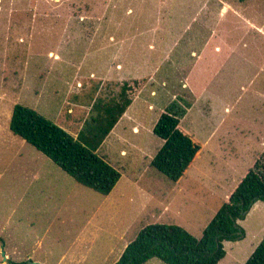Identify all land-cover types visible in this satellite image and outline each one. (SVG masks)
I'll list each match as a JSON object with an SVG mask.
<instances>
[{
  "label": "rangeland",
  "instance_id": "obj_1",
  "mask_svg": "<svg viewBox=\"0 0 264 264\" xmlns=\"http://www.w3.org/2000/svg\"><path fill=\"white\" fill-rule=\"evenodd\" d=\"M119 63L133 75L110 77ZM136 80L145 84L116 127L120 137L97 150L122 174L108 195L10 129L20 103L76 137L97 135L102 107ZM175 101L186 108L182 126L206 146L179 182L151 164L163 145L153 127ZM223 118L219 135L229 153H242V173L264 154V0H0V264H112L123 241L111 232L128 225L125 240L156 222L202 236L203 182L215 177L209 167L208 180L202 173ZM40 160L49 172L38 179ZM260 222L264 207L242 244L228 246L227 264H244Z\"/></svg>",
  "mask_w": 264,
  "mask_h": 264
},
{
  "label": "trees",
  "instance_id": "obj_2",
  "mask_svg": "<svg viewBox=\"0 0 264 264\" xmlns=\"http://www.w3.org/2000/svg\"><path fill=\"white\" fill-rule=\"evenodd\" d=\"M144 84L145 80L127 82L120 99L102 107L98 120L106 124H98L97 135L91 132L82 138L76 137L35 109L20 103L13 107L10 129L77 182L108 195L122 174L97 153V149ZM185 112L186 108L175 101L161 113L153 127V132L163 139V145L151 164L175 182L184 178L204 147L192 132L182 126L181 117ZM258 200L264 202V154L220 206L202 236L197 237L175 223H150L139 231L114 264H145L152 258L167 264H218L227 254L224 242L241 240L246 236L239 220L246 218ZM245 264H264V237Z\"/></svg>",
  "mask_w": 264,
  "mask_h": 264
},
{
  "label": "crops",
  "instance_id": "obj_3",
  "mask_svg": "<svg viewBox=\"0 0 264 264\" xmlns=\"http://www.w3.org/2000/svg\"><path fill=\"white\" fill-rule=\"evenodd\" d=\"M223 8H227V7L225 5H223L222 9ZM117 67L120 68V69H118V73H114V74L110 75V77H114V78L125 77L126 78V77H131L133 75L130 72H123V67H122V64L121 63H119L117 65ZM132 105L133 104H130L128 106V108L126 109V111L118 119V121L115 123V125L113 126V128L111 129V131L108 133V135L103 139V141L101 142L100 146L97 149L98 151H100V149L106 143H108L107 139H109L115 133L117 125L120 122H122L124 119L131 117L130 116V113L128 111H129V109H130V107ZM150 107H151V105H150ZM225 109L228 110V107H226ZM227 121H228V119L223 118L220 121L219 126H217L216 128L213 129L214 131L212 132L211 142H210V146H209L210 148H209V151H208V154H209L208 164H207V167L205 168L207 173L206 174L202 173L203 176L208 180L209 179V173H208L209 171L208 170L210 169L214 173V176L215 177H213V179H211L208 182L207 181H204L203 182V179L201 177V174L199 175L200 172L199 173L197 172L198 174H196L197 181H201V182H203V184L205 183L204 185L209 186V190L207 191V195L206 196H207V198L209 197L208 200H207V204H208V201H209L210 202V206L208 208V212L205 215L202 216L203 223H202V225L200 227L201 228V231L204 230V228L207 226V224L210 222V220L216 214L217 210L227 200V198L230 196V194L232 193V191L235 189V187L237 186V184L239 183V181L242 179V177L249 170V169H247L246 171H242V173L240 172V170H241V162H242L241 159L243 158L241 156L242 153H239L238 152L237 153L238 154V157H237V154L233 153V151L231 153H229L228 152L229 146L227 145L226 136L219 135L222 128H220L219 130H218V128L221 127V126H224ZM133 130L137 132L139 130V127L136 124H134L133 125ZM114 135L116 137L117 136L120 137V134H118L117 132ZM236 145H238L240 147V150H243L244 149L240 144H236ZM233 147H232V149H233ZM246 147L248 149L251 146L250 145H247ZM205 148H206V146L204 144V147H203V149H202L201 152H203V150ZM234 149H236V148H234ZM246 151H248V150H246ZM121 153L122 154H124V153L127 154V151L124 150V149H122ZM200 154L198 155V157L200 156ZM102 156H104V155H102ZM106 158H109V157L106 156ZM42 163H43V161L40 160L37 163V165H36V178H38V179L44 173L49 172L46 169L47 166L46 167L43 166ZM194 163H193V165H194ZM208 167H209V169H208ZM220 171L223 172V175L222 176L219 174ZM233 176H235V178H233ZM209 199H211V200H209ZM261 203H262V200H258L252 206V208L250 209V211L247 214L246 218L244 220H239L240 224L246 230V236L243 239L237 240V241H229V240L228 241H225L224 244H225V248L227 249V254H226V256L222 260L219 261L218 264H227V262L229 261V258H230V252L228 250V246L229 245L232 244V245H235L236 246V245L242 244V241H244L248 237V230H247V222H248V219L253 215V213L255 212V209L257 207L260 208V209L262 207H264V204H261ZM166 211H167V206H165L164 210L159 211V213L157 215L158 216H161L163 214V212H166ZM148 224H150V223H148ZM146 225L143 224V227L146 226ZM129 227L130 226L128 225L126 227V229L123 230V232L121 233V235L117 231L111 232V234L114 235L117 239L118 238H121V241H123L122 247H121V249L119 251V253H120L119 257L121 256V254L124 251L125 247L137 236V235H133L135 237H131V239H127V240L124 239L125 233L128 231ZM143 227H141V229ZM263 237H264V223L263 222H260V226H259L258 231L254 232V237H253V240H252L254 242L253 243H250V246H249L250 247V251L249 252H251L252 250L253 251L255 250V248L261 242V240L263 239ZM245 251H248V248ZM248 254L249 253H246L245 254V257H244V259H242L241 262H243L244 260H246V258H247L246 256H248ZM6 256H7V259L6 260H8V256L9 255L7 254ZM119 257H118V259H119ZM13 261L14 262H17L14 259H13ZM149 261H147L145 264H147ZM245 262H244V264H245ZM112 264H114V263H112Z\"/></svg>",
  "mask_w": 264,
  "mask_h": 264
},
{
  "label": "water",
  "instance_id": "obj_4",
  "mask_svg": "<svg viewBox=\"0 0 264 264\" xmlns=\"http://www.w3.org/2000/svg\"><path fill=\"white\" fill-rule=\"evenodd\" d=\"M3 254L5 255V258L7 259V256H6L5 252H3ZM27 264H41V263L34 262V261H29V262H27Z\"/></svg>",
  "mask_w": 264,
  "mask_h": 264
}]
</instances>
